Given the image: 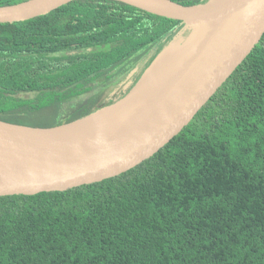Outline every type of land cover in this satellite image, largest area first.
Returning a JSON list of instances; mask_svg holds the SVG:
<instances>
[{
  "label": "trees",
  "instance_id": "1",
  "mask_svg": "<svg viewBox=\"0 0 264 264\" xmlns=\"http://www.w3.org/2000/svg\"><path fill=\"white\" fill-rule=\"evenodd\" d=\"M179 24L114 0L0 23V122L57 128L113 105ZM0 264H264V34L137 168L66 192L0 196Z\"/></svg>",
  "mask_w": 264,
  "mask_h": 264
},
{
  "label": "water",
  "instance_id": "2",
  "mask_svg": "<svg viewBox=\"0 0 264 264\" xmlns=\"http://www.w3.org/2000/svg\"><path fill=\"white\" fill-rule=\"evenodd\" d=\"M73 1L27 0L0 6V23L28 20ZM114 1L190 28L188 39L156 58L182 50L187 53L167 76L146 81L167 57L146 69V76L135 87L158 82L151 89L158 96L134 121L111 119L107 114L111 105L74 121L70 125L73 134L66 138L47 135L56 128H24L0 122V129L7 132H0V196L66 192L137 168L194 120L264 34V0H209L192 6L172 0ZM76 125L82 126L79 135L74 134Z\"/></svg>",
  "mask_w": 264,
  "mask_h": 264
},
{
  "label": "rangeland",
  "instance_id": "3",
  "mask_svg": "<svg viewBox=\"0 0 264 264\" xmlns=\"http://www.w3.org/2000/svg\"><path fill=\"white\" fill-rule=\"evenodd\" d=\"M180 30L179 32H176L172 35L167 36L161 43V51L163 50H169L172 49L173 47L177 46L180 43H183V40L185 39L184 37L187 29L185 28V25L182 23L179 24L178 27ZM163 47V48H162ZM185 47V46H184ZM182 46L179 48L181 49ZM167 56H160L156 58L150 65L149 70L151 67H154V65H157L159 60H162ZM148 70V69H147ZM146 72L140 75V78L138 81L141 79H144L146 76ZM158 84L155 83L153 86L145 85L143 87H135L134 90L128 94H126L124 97H122V100L114 103L111 107L107 109V114L111 119L114 120H123V119H128L129 121H134L137 117L141 116L146 110H148V107L150 108L156 101V98L158 94L156 92H153V90ZM147 86V87H146ZM149 94V96L147 95ZM153 94V95H152ZM76 120H70L68 122H64L59 128L53 129L49 132H47V135L49 134L50 136L58 137V138H66L70 134H73V130H70V125ZM75 127L78 128V130L74 134H81L82 133V126L76 125ZM65 129V130H64ZM63 130V132H61ZM67 130V131H66ZM52 134V135H51ZM39 136H44L39 135Z\"/></svg>",
  "mask_w": 264,
  "mask_h": 264
},
{
  "label": "bare ground",
  "instance_id": "4",
  "mask_svg": "<svg viewBox=\"0 0 264 264\" xmlns=\"http://www.w3.org/2000/svg\"><path fill=\"white\" fill-rule=\"evenodd\" d=\"M187 51V50H186ZM185 50L179 51L167 58H165L160 64H158L149 75H147L146 81L153 77H163L167 76L168 73L173 69L176 68L179 64V62L182 60V58L187 53ZM101 130H96V132H100ZM0 132L7 133L6 131L0 129ZM94 133V134H95Z\"/></svg>",
  "mask_w": 264,
  "mask_h": 264
},
{
  "label": "flooded vegetation",
  "instance_id": "5",
  "mask_svg": "<svg viewBox=\"0 0 264 264\" xmlns=\"http://www.w3.org/2000/svg\"><path fill=\"white\" fill-rule=\"evenodd\" d=\"M116 80H117V79H115V78L110 79L109 82H108V84H113V83H115Z\"/></svg>",
  "mask_w": 264,
  "mask_h": 264
}]
</instances>
